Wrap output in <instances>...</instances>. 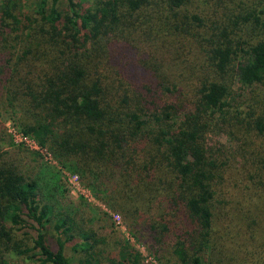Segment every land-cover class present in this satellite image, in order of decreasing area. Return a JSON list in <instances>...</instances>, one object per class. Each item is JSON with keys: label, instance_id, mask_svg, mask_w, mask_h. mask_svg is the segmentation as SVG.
<instances>
[{"label": "trees", "instance_id": "trees-1", "mask_svg": "<svg viewBox=\"0 0 264 264\" xmlns=\"http://www.w3.org/2000/svg\"><path fill=\"white\" fill-rule=\"evenodd\" d=\"M67 175L157 264H264V0H0V264H150Z\"/></svg>", "mask_w": 264, "mask_h": 264}, {"label": "rangeland", "instance_id": "rangeland-1", "mask_svg": "<svg viewBox=\"0 0 264 264\" xmlns=\"http://www.w3.org/2000/svg\"><path fill=\"white\" fill-rule=\"evenodd\" d=\"M32 0H23V3L28 6L31 3ZM8 130L12 134L14 138V144L15 148H24L28 152H36L38 151L35 149L34 145L30 142L25 141L24 138H22L17 132L16 129H14L10 123H7ZM211 137L214 139H217L221 142L227 141L225 136L222 135H215L211 134ZM68 183L70 185V194L72 199L76 204H83V207L85 208V211H96L97 213H100L98 211V208L102 211L107 213V216H104V220L101 222V225L103 226V230L108 229L107 232L110 230L115 233V236H117L120 239H123L125 241H128L131 245H133L136 249H138L142 256L145 258L146 262L150 264H157L154 262L150 256H148L146 250L142 247V245L132 237V235L127 230L126 226L122 222V220L113 214H111L109 211H107L106 208L102 204L94 198L92 191L82 182H80L78 177H75L73 175H67ZM257 205L260 207H264V196H261L258 201ZM101 214V213H100ZM110 217V219H109ZM6 264H30L28 260H24L23 258L16 256V255H8L5 257Z\"/></svg>", "mask_w": 264, "mask_h": 264}, {"label": "built area", "instance_id": "built-area-1", "mask_svg": "<svg viewBox=\"0 0 264 264\" xmlns=\"http://www.w3.org/2000/svg\"><path fill=\"white\" fill-rule=\"evenodd\" d=\"M25 141L32 143V144L34 145L35 149L38 150V148L36 147V145H35L32 141H30V140H28V139H25Z\"/></svg>", "mask_w": 264, "mask_h": 264}]
</instances>
